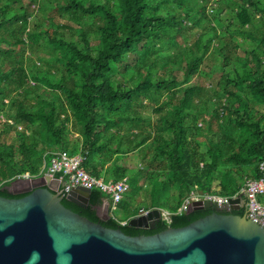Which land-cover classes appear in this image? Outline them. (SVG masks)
Wrapping results in <instances>:
<instances>
[{
  "label": "trees",
  "instance_id": "obj_1",
  "mask_svg": "<svg viewBox=\"0 0 264 264\" xmlns=\"http://www.w3.org/2000/svg\"><path fill=\"white\" fill-rule=\"evenodd\" d=\"M210 1L0 0V195L23 196L6 185L38 174L35 160L64 149L80 152L83 168L105 181L128 176L117 204L126 219L111 203V217L99 218L109 196L98 188L86 207L62 199L104 226L153 234L227 213L209 203L177 210L193 189L233 195L264 173V0H216L214 14ZM195 26L201 32L187 43ZM216 64L221 75L208 96L199 78ZM146 100L156 103L153 120L142 113ZM6 108L11 121L2 120ZM130 151L142 165L129 172L119 161ZM153 208L169 211L170 221L122 224Z\"/></svg>",
  "mask_w": 264,
  "mask_h": 264
},
{
  "label": "water",
  "instance_id": "obj_2",
  "mask_svg": "<svg viewBox=\"0 0 264 264\" xmlns=\"http://www.w3.org/2000/svg\"><path fill=\"white\" fill-rule=\"evenodd\" d=\"M22 181L17 192L23 196L0 195V264H264V225L247 212L234 213L241 197L221 207L227 213L214 210L184 226L129 235L62 203L65 197L86 207L91 189L78 186L67 194L46 174ZM205 205L195 201L186 213ZM97 211L103 221L111 217L108 198ZM160 217L153 208L126 223L148 228Z\"/></svg>",
  "mask_w": 264,
  "mask_h": 264
},
{
  "label": "built area",
  "instance_id": "obj_3",
  "mask_svg": "<svg viewBox=\"0 0 264 264\" xmlns=\"http://www.w3.org/2000/svg\"><path fill=\"white\" fill-rule=\"evenodd\" d=\"M83 159L84 156L80 152L69 153L64 149L53 150L49 153V160H46L45 156L42 157V164L38 174H18L11 181L27 180L46 174L57 179L60 183L59 190H66L67 194L78 186L88 189L98 188L109 196L111 208L114 209L129 189L128 176H124L118 180L105 181L102 177H96L87 172L82 166ZM260 170L264 171V161L260 164ZM263 194L264 173L258 178L246 179L240 191L233 195H221L215 192L193 189L182 201L177 213L186 212L189 206L195 201L211 203L221 208L227 206L230 199L241 197L242 202L245 204L247 215L261 221L264 225V203L260 199ZM160 210L161 217L169 222L170 212L163 209ZM126 222L124 221L122 224Z\"/></svg>",
  "mask_w": 264,
  "mask_h": 264
},
{
  "label": "rangeland",
  "instance_id": "obj_4",
  "mask_svg": "<svg viewBox=\"0 0 264 264\" xmlns=\"http://www.w3.org/2000/svg\"><path fill=\"white\" fill-rule=\"evenodd\" d=\"M218 5L219 4H218V2L216 0H211L210 3L208 4L207 8H213L214 11L213 12H209V14H214L215 8ZM195 6L197 7L198 5H195ZM228 18H229V9L225 8L224 12L221 15V20L223 19L222 23H223V21H225ZM33 21H35V17L31 18V27H32ZM63 21L64 20H62V22ZM185 32H186L185 33L186 37H188L187 38V41H188L187 43H191L200 34L201 27L200 26H195V27H193V28H191L189 30H186ZM178 40L181 41V38L179 37ZM41 43H42V41H40V44ZM248 46H249V44L245 45V47H248ZM34 50L36 52L40 51V53L45 54L44 56L48 57L47 56L48 55L47 51H45L43 49V47H38L37 44H36L35 47H34ZM204 69H205V71H204ZM204 69H203V71L200 74V78H199L200 79V83H201V85H203L207 95L211 96L212 92H213V89H214V86L216 84V81L218 80V78L221 75V66L219 64H216V65L213 66V68L211 70H208L206 68H204ZM144 104H145V107H143L142 113L145 115L146 118H149V119L153 120L155 118V114L153 113L152 108H153V106L156 105V103H154L153 101L151 102L149 100H146ZM6 112L8 113L9 116L3 115L2 116V120L11 121L12 120V119H10L11 118V116H10L11 110L9 108H6ZM0 127H2L1 123H0ZM5 139H6V141L8 143L9 142H15L16 141L15 133L12 132V131L6 132L5 133ZM35 163H36L37 166L40 167L41 166V158L38 159V160H35ZM119 164H122L123 166L127 167L129 172L133 171V170L139 168L142 165L141 153L139 151H130L119 161ZM143 181H144L143 179L140 180L141 183H143ZM16 184H18V183L17 182L10 183V184L6 185V188L9 191H13V187H15ZM262 198H263V196H261V199ZM135 205L136 204H134V208L137 206V205L136 206ZM141 205H144V204H140V207H141ZM111 213L115 217H117L119 219H126L128 211H127V209H122L121 207H119L117 205L114 209H111Z\"/></svg>",
  "mask_w": 264,
  "mask_h": 264
},
{
  "label": "flooded vegetation",
  "instance_id": "obj_5",
  "mask_svg": "<svg viewBox=\"0 0 264 264\" xmlns=\"http://www.w3.org/2000/svg\"><path fill=\"white\" fill-rule=\"evenodd\" d=\"M17 183H18V184H16V186L13 187L14 195H19V194H21V193H19V192H17V191L20 190V189H22V188L25 186V183H24V181H22V180H18ZM15 192H16V193H15ZM101 207H102V206H98L97 209L100 210ZM241 209L243 210V213L246 212L244 202L242 203V206H241V208H240L239 210H241ZM151 228H152V227H149V229H151ZM146 229H148V228H146Z\"/></svg>",
  "mask_w": 264,
  "mask_h": 264
},
{
  "label": "crops",
  "instance_id": "obj_6",
  "mask_svg": "<svg viewBox=\"0 0 264 264\" xmlns=\"http://www.w3.org/2000/svg\"><path fill=\"white\" fill-rule=\"evenodd\" d=\"M55 150H58V149H55ZM53 151V150H52ZM51 152V151H50ZM41 162H42V160H41ZM42 164V163H41ZM41 167V166H40ZM11 183H12V181H11Z\"/></svg>",
  "mask_w": 264,
  "mask_h": 264
}]
</instances>
